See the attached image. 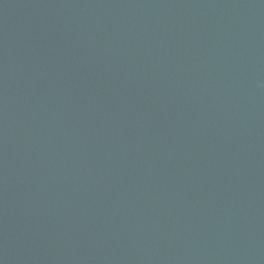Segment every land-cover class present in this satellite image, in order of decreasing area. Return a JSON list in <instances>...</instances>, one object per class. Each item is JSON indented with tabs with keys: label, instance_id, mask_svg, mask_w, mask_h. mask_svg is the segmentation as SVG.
Here are the masks:
<instances>
[{
	"label": "water",
	"instance_id": "95a60500",
	"mask_svg": "<svg viewBox=\"0 0 264 264\" xmlns=\"http://www.w3.org/2000/svg\"><path fill=\"white\" fill-rule=\"evenodd\" d=\"M0 264H264V0H0Z\"/></svg>",
	"mask_w": 264,
	"mask_h": 264
}]
</instances>
